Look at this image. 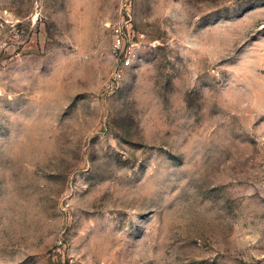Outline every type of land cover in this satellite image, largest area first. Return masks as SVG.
Returning <instances> with one entry per match:
<instances>
[{
  "label": "rangeland",
  "instance_id": "obj_1",
  "mask_svg": "<svg viewBox=\"0 0 264 264\" xmlns=\"http://www.w3.org/2000/svg\"><path fill=\"white\" fill-rule=\"evenodd\" d=\"M68 260L264 264V0H0V264Z\"/></svg>",
  "mask_w": 264,
  "mask_h": 264
},
{
  "label": "built area",
  "instance_id": "obj_2",
  "mask_svg": "<svg viewBox=\"0 0 264 264\" xmlns=\"http://www.w3.org/2000/svg\"><path fill=\"white\" fill-rule=\"evenodd\" d=\"M126 24H118L112 30L111 55L115 62V70L111 79V87L117 88L125 77L127 70L132 69L138 61L139 44L144 35H140L139 41L127 30ZM55 264H77L73 260L57 261Z\"/></svg>",
  "mask_w": 264,
  "mask_h": 264
}]
</instances>
